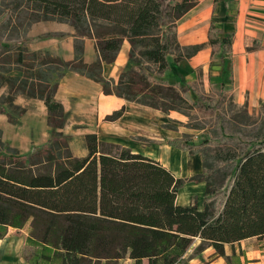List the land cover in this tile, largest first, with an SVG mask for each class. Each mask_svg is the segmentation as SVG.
I'll use <instances>...</instances> for the list:
<instances>
[{"label": "trees", "instance_id": "obj_1", "mask_svg": "<svg viewBox=\"0 0 264 264\" xmlns=\"http://www.w3.org/2000/svg\"><path fill=\"white\" fill-rule=\"evenodd\" d=\"M197 5L196 0H13L0 13V33L9 32L4 42L0 38V114L6 115L4 106L14 107L20 95L38 99L47 108L48 126L62 130L66 113L55 96L67 72L99 83L105 95L163 114L207 111L212 106L196 96L192 102L185 99V91L193 95L191 87L164 79L171 61L177 66L203 49L178 42V22ZM40 22L65 23L74 30V60L28 51L26 35ZM234 35L214 23L208 29L210 59L217 54L230 60L231 84ZM86 39L95 40L98 53L91 64L84 62ZM125 41L129 64L117 82L108 80L103 68L115 63ZM252 44L250 52L260 46L258 40ZM124 110L105 120L118 121ZM212 131L214 137L201 143L193 144L189 135L168 142L192 157L200 155L202 172L190 179H176L160 162L102 142L94 133L84 137L86 155L79 158L60 132L49 147L27 158L4 148L0 236L10 228L23 230L29 222L24 255L29 264L126 258L134 264H178L196 239L197 251L212 246L214 256L239 264L242 252L235 244L264 241V121L251 132H227L223 126ZM186 183L205 184L202 209L196 202L176 204Z\"/></svg>", "mask_w": 264, "mask_h": 264}, {"label": "crops", "instance_id": "obj_2", "mask_svg": "<svg viewBox=\"0 0 264 264\" xmlns=\"http://www.w3.org/2000/svg\"><path fill=\"white\" fill-rule=\"evenodd\" d=\"M236 1H238V18L234 29L231 24L232 18L230 15L235 5H232L230 0H208L204 5L198 3L196 0L198 5L190 10V12L178 22V42L183 47H191L194 45L203 46L202 50L191 57L193 60V62H191L192 67H196L204 64L207 59L211 57L213 49L207 44L208 29L211 23H214L218 30L221 29L225 33L234 32L235 35L231 53L233 73L232 85L236 80L239 97L248 91L251 101L256 102V100L254 101L252 99L251 92L242 87L241 70L243 65L249 64L254 58H258L261 69L264 71V49H260L263 47V41L256 36L264 33V0ZM26 36L25 46L28 51L32 53H46L48 51L64 61L69 62L74 60V43L76 38L74 30L68 24L56 22L36 23L32 25ZM254 40H258L260 46L256 50L248 52L247 57L242 56L244 48L250 47L249 45L253 46L252 42ZM129 51V43L125 41L115 63L105 64L103 68V77L117 82L120 73L129 64ZM234 54L238 55L235 60L232 56ZM97 59L98 53L95 49V40L86 39L84 43V62L91 64ZM191 59L185 61H190ZM183 62L177 66L171 62V67L173 65V68L176 69L177 76L174 78H166V74L171 71L170 67L164 74V79L172 84L191 87L188 77L182 75L178 70ZM229 69L230 60L228 70L225 71L221 69L219 77L221 76L224 78L228 75L229 79ZM222 82L224 83V81ZM3 93L4 90H1L0 96ZM55 99L64 107L65 112L72 117L99 120L97 126L84 134L85 136L94 133L99 136L102 142L113 143L120 147L130 149L134 154L138 153L149 159H154L160 162L165 168L169 169L176 179H190L201 174L202 160L200 155H194L192 157L187 152L168 145L169 141L179 140L180 138L168 139L165 143L162 142V126L166 124L163 120L164 117L169 114H163L156 109L154 110L153 108L127 102L114 95H105L99 83L73 72L65 73L63 79L59 81ZM35 102L41 103V108L46 112L47 119V108L41 100L28 99L20 95V97L15 100L14 106L21 105L22 108L26 109L27 106ZM122 108L125 110L118 121L111 122L105 120L107 116L120 111ZM170 115H174L175 118L178 117V114L175 112H171ZM148 142H151V144ZM85 155L86 149L85 153L79 157ZM170 155L173 157L172 159L169 157ZM205 190L204 183H186L181 188L176 198V204L179 206H188L196 202L201 209V206L203 208L202 202ZM27 234V229L16 230L10 228L6 235L0 236V264H29L24 257ZM254 240L257 244L262 243L257 241L256 238L240 241L239 244L234 245L236 252L239 254L240 251H242L245 258L249 261L247 264H264V256L261 255L263 251H261L259 247L254 246L252 248H247L246 245H244ZM199 243L200 240L196 239L178 264H228L227 260H224V258L214 256L216 251L212 246L202 251H197ZM226 255H231V248L229 246L226 247ZM257 258L258 261L253 262ZM240 260L242 264H246L243 256H240ZM97 264L134 263L132 260L126 258L125 260L111 262L101 260ZM144 264L148 263L144 262Z\"/></svg>", "mask_w": 264, "mask_h": 264}, {"label": "rangeland", "instance_id": "obj_3", "mask_svg": "<svg viewBox=\"0 0 264 264\" xmlns=\"http://www.w3.org/2000/svg\"><path fill=\"white\" fill-rule=\"evenodd\" d=\"M12 1L0 0V13L7 11ZM197 1L204 5L208 0ZM230 2L232 5H235L230 15L232 18L231 24L235 29L238 18V1L230 0ZM8 34L9 32L7 30L1 31L0 38L2 42L7 39ZM256 36L263 41V47L260 48L263 50L264 33ZM249 46L250 48L252 47V45ZM248 52L250 51L245 47L242 56L247 57ZM232 56L234 60L238 57L236 54ZM169 60L171 61V59ZM191 62H193L192 59L185 61L178 68L182 75L188 77L189 85L194 92L192 95V93L185 91L184 97L187 101L192 102L196 96L212 107L207 111L193 109L188 115L177 113V118L170 114L165 116L163 121L166 124L162 126L163 143L168 139L183 138L184 135H189L193 144L201 143L213 138L214 134L212 130L218 126H223L227 132H234L236 129L251 132V130H255L259 123L264 121V111L262 110L264 106V91L256 102H253L248 91L239 97L236 80L232 85L228 79V75L224 78L219 77L221 69L228 70L229 59L221 58L216 54L213 60L208 58L200 66L192 67ZM12 75L19 76L21 74L19 72L13 73ZM166 75V78H174L177 76V71L173 68V65L171 71ZM53 79L54 81L57 80L55 77ZM222 81H224L223 88H221ZM181 87L183 86L181 85ZM4 109L6 110V115L0 116V151L10 147L21 158H27L36 153L37 150L49 147L56 140L54 139L56 132H60L63 136L67 137L69 149L75 157H79L85 153L84 134L91 131L99 123V120L93 118L72 117L65 112L66 124L62 130L57 131L47 125L46 112L41 108V103L35 102L27 106L26 109L22 108L21 105L14 107L4 106ZM22 110L24 111L22 112ZM7 115H11L15 119V122L10 123ZM29 228L30 223L28 222L24 229L29 230ZM244 245L247 248L259 247L263 251L261 255L264 256V241L257 244L254 240ZM240 256L244 257L246 264L249 263L243 253ZM240 256L238 260L239 264H242ZM255 261H258V258L253 262Z\"/></svg>", "mask_w": 264, "mask_h": 264}, {"label": "bare ground", "instance_id": "obj_4", "mask_svg": "<svg viewBox=\"0 0 264 264\" xmlns=\"http://www.w3.org/2000/svg\"><path fill=\"white\" fill-rule=\"evenodd\" d=\"M241 73L242 87L251 92V97L254 101L257 100L264 89V71L261 69L259 59L254 58L249 64L243 65ZM169 157L173 158L171 155Z\"/></svg>", "mask_w": 264, "mask_h": 264}]
</instances>
